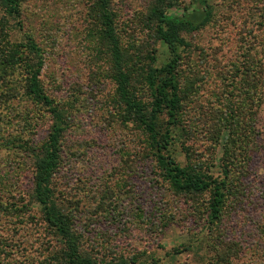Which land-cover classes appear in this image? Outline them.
I'll list each match as a JSON object with an SVG mask.
<instances>
[{"label":"rangeland","instance_id":"374dc122","mask_svg":"<svg viewBox=\"0 0 264 264\" xmlns=\"http://www.w3.org/2000/svg\"><path fill=\"white\" fill-rule=\"evenodd\" d=\"M17 1L23 30L0 4V43L32 37L41 49L40 81L66 127L53 198L80 252L97 264H264V0H208L210 21L184 33L180 47L170 151L182 167L227 177L217 223L209 222L211 190L175 189L122 101L95 0ZM155 5L110 0L146 106L153 97L145 75L171 57ZM203 8L202 0H174L167 12L199 23ZM256 66L262 75L251 76ZM27 77L19 61L0 57V264H59L68 251L35 198L34 179L52 115L28 93Z\"/></svg>","mask_w":264,"mask_h":264},{"label":"trees","instance_id":"16d2710c","mask_svg":"<svg viewBox=\"0 0 264 264\" xmlns=\"http://www.w3.org/2000/svg\"><path fill=\"white\" fill-rule=\"evenodd\" d=\"M202 1L205 14H201L200 18L202 19L197 23L192 20L194 16L189 19L186 14L178 15L167 12L173 7L174 0H156L152 14L157 20V35L169 50L171 57L163 67H151L145 75V80L153 97L148 106L144 104L134 90V81L138 78V70L132 68L131 60L127 58L126 53L120 47L114 26L113 12L110 9V0H95L94 3L101 10L104 35L111 44V58L122 101L143 123L155 150L157 163L175 189L188 193H202L211 190L212 201L209 222L217 223L221 219L227 201V177L224 179L214 178L209 174H198L195 168L182 167L170 151V146L174 141L172 132L177 127L178 113L181 107L177 69L181 61L180 47L185 45L183 34L199 30L211 19L212 13L208 0ZM0 4L11 19L15 27L14 30L22 32L19 2L17 0H0ZM0 57L10 59L11 62L19 61V64L27 69L28 93L52 115V127L47 141L41 147L42 156L37 162L34 179L35 198L44 208L47 223L57 232L68 251L66 255V251L62 250V262L59 264H97L93 259L80 252L77 236L73 232L66 215L58 209L53 198L52 179L60 164L62 141L66 127L63 117L54 105V101L48 96L40 81L43 66L41 49L32 37H25L24 41L18 43L9 41L5 45L0 43ZM261 67L256 66L248 69L250 75H262ZM246 83L244 80V85ZM164 116L167 117L165 125L161 121ZM225 174L227 175V173ZM104 264L129 263L124 258H117L106 261Z\"/></svg>","mask_w":264,"mask_h":264}]
</instances>
